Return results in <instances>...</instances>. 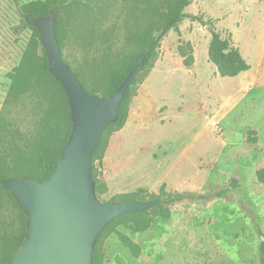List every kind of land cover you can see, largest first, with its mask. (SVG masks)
I'll use <instances>...</instances> for the list:
<instances>
[{
  "label": "rangeland",
  "instance_id": "374dc122",
  "mask_svg": "<svg viewBox=\"0 0 264 264\" xmlns=\"http://www.w3.org/2000/svg\"><path fill=\"white\" fill-rule=\"evenodd\" d=\"M32 1L64 2L51 12L62 59L91 94L124 58L143 50L131 41L134 34H159L175 0H0V116L10 75L29 45L38 40L37 55L44 48L22 19L21 6ZM184 12L205 25L183 19L136 78L127 122L96 162L107 189L95 194L100 203L139 191L193 198L171 206V218L155 219L144 233L118 228L139 246L137 257L117 235L104 237L102 264H260L264 0H192ZM211 27L240 52L247 71L220 74L209 57ZM41 116L27 96L10 108L9 126L32 138ZM249 130L257 143L249 142Z\"/></svg>",
  "mask_w": 264,
  "mask_h": 264
},
{
  "label": "trees",
  "instance_id": "16d2710c",
  "mask_svg": "<svg viewBox=\"0 0 264 264\" xmlns=\"http://www.w3.org/2000/svg\"><path fill=\"white\" fill-rule=\"evenodd\" d=\"M191 1L175 0L173 2L156 37H153L149 30L134 34L131 41L143 50L124 58L121 64L110 72L105 86L88 89L90 93H99L103 98L113 95L141 58L148 56L142 71L151 64L157 55L162 40L171 30L176 31L183 19L191 18L204 24L197 16H191L184 12ZM63 3V1L59 4L32 1L21 6L22 19L33 28L37 39L40 38V34L34 26V20L45 18L52 10L62 7ZM209 31L212 36L209 45V57L219 68L220 74L222 76H236L240 72L247 71L249 67L244 63L240 52L232 48L229 41L223 39L220 33L212 27ZM56 37L62 48L61 36L56 33ZM38 43L37 40L29 45L23 60L10 75L11 86L4 111L0 116V264L11 263L14 253L21 247L28 232L27 216L12 194L2 186V182L8 179L21 178H32L45 182L52 176L54 164L61 157L73 130L68 97L60 83L49 72L44 48L41 55H37ZM80 79L82 80L81 77ZM136 80L127 90L120 104L117 122L106 127L100 147L92 158L94 165L92 180L95 193L98 196L104 194L107 188L98 178L96 162L102 161L110 135L120 131L127 122ZM27 96L36 102V107L42 114L37 127L38 133L32 138L23 137L18 130H12L8 121L10 108ZM248 135L249 142L257 143L255 130H249ZM256 176L257 180L264 184V167L257 171ZM188 198L193 197L180 193H168L165 190L159 194L139 191L120 196L117 202L155 201L156 204L150 210L124 214L108 223L94 244L92 264H102L104 257L103 238L111 234L117 235L124 244L129 246L133 256L137 257L140 254L139 246L122 234L118 228L131 226L136 233H144L152 227L155 219H170L171 206ZM199 198L202 199L201 196ZM259 251L260 264H264V241L261 242Z\"/></svg>",
  "mask_w": 264,
  "mask_h": 264
},
{
  "label": "water",
  "instance_id": "95a60500",
  "mask_svg": "<svg viewBox=\"0 0 264 264\" xmlns=\"http://www.w3.org/2000/svg\"><path fill=\"white\" fill-rule=\"evenodd\" d=\"M48 59L49 72L65 91L73 120L72 134L52 176L8 179L2 186L27 216L28 232L9 264H92L94 244L116 217L152 209L156 202H98L92 180V158L109 124L117 122L120 104L141 73L148 56L129 72L117 91L107 97L89 94L63 62L52 13L34 20Z\"/></svg>",
  "mask_w": 264,
  "mask_h": 264
}]
</instances>
